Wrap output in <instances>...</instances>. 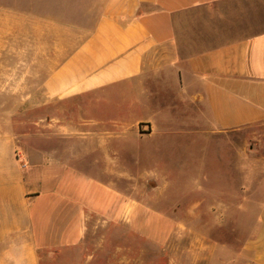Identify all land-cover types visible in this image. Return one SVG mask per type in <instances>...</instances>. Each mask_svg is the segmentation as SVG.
<instances>
[{"label":"crops","instance_id":"obj_1","mask_svg":"<svg viewBox=\"0 0 264 264\" xmlns=\"http://www.w3.org/2000/svg\"><path fill=\"white\" fill-rule=\"evenodd\" d=\"M25 44L36 54L30 74L44 76V102L33 104L52 109L44 145L23 147L21 163L11 148L6 162L0 146V204L20 211L5 223L0 264H41L42 253L82 243L96 217L160 245L181 219L229 217L222 196L162 199L160 188L179 182L157 156L202 155L215 135L264 125V0H0V90L6 52ZM118 99L126 117L138 100L150 108L139 122L149 131L117 128ZM161 118L173 119L169 129H158ZM128 135L142 146L126 145ZM148 171L160 172L151 188ZM257 197L242 248L210 244L198 259L264 264V192Z\"/></svg>","mask_w":264,"mask_h":264},{"label":"rangeland","instance_id":"obj_2","mask_svg":"<svg viewBox=\"0 0 264 264\" xmlns=\"http://www.w3.org/2000/svg\"><path fill=\"white\" fill-rule=\"evenodd\" d=\"M34 57L36 54L28 50L27 44L22 45L20 50L6 52L8 67L5 70L9 72L4 75V90H0V126L4 129L0 146L6 150V162L8 148L15 151L21 163L23 147L44 145L46 119L50 120L45 117L52 107L33 104L44 102L41 89L44 76L30 74L35 67ZM32 87L36 89L30 91ZM155 92L154 95L160 93ZM30 94L37 98L30 99ZM133 94L134 98L140 96L135 90ZM161 94L165 95V92ZM168 94L171 97V92ZM55 108L58 112L62 110L66 118L79 117L78 110L66 102H57ZM116 109L117 120L123 121L117 127L119 130L136 133L149 131L150 128L144 126L147 124L139 123L151 116L147 105L138 100L132 115L127 114L126 117L124 99H118ZM165 119L161 118V128L158 126V129H169L163 124ZM123 142L133 147L142 146L138 136L128 135ZM203 142L209 149L205 148L202 155L198 150L186 155L181 150L174 152L169 149L157 156L166 164L168 173L177 176L175 180L179 182L176 187H161V198L174 196L182 205H188L190 200L220 199L222 196L229 202L228 218L181 219L180 229L166 244L160 245L137 236L123 225L106 224L96 217L89 221L88 235L82 243L53 253H42L41 264H207L206 258L198 259V256L201 253L206 255L210 244L228 246L233 250L232 254L237 253L254 228L256 219L252 216V210L257 194L262 196L264 192V125L215 135ZM222 166L227 167L225 172H222ZM143 173H148L149 187H153L156 181L151 176L160 172ZM12 196L16 198L15 194ZM19 213L18 210H4L0 204V239L8 231L5 223L11 222L14 216L18 217ZM222 262L214 260V264Z\"/></svg>","mask_w":264,"mask_h":264}]
</instances>
